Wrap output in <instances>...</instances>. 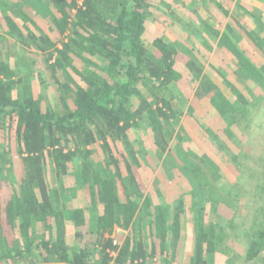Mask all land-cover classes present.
<instances>
[{"label":"trees","instance_id":"obj_1","mask_svg":"<svg viewBox=\"0 0 264 264\" xmlns=\"http://www.w3.org/2000/svg\"><path fill=\"white\" fill-rule=\"evenodd\" d=\"M235 5L239 16L258 21L251 11L240 10V3ZM150 8L149 0H0V31L14 46H29L40 53L48 78H38L55 87L60 104V109L54 108L43 95H36L31 76L0 59V129L15 142L19 168L18 176L11 177L13 162L8 150L0 147V264L20 260L22 264H110L111 251H117L115 264H143L155 255L153 244L148 253L139 238L142 234L138 237L144 215L151 218L149 234L151 241L159 240L161 255H175L182 241L183 199H173L171 207L152 204L143 196L135 172L142 151L135 150L129 139V132L144 123L158 158L165 156L175 163L169 143L182 111L173 107L171 94L166 97L159 89L180 82L181 73L175 68L178 53L161 37L153 39V48L146 47L143 34ZM214 34L218 47L238 64L236 73L264 91V68L233 43L231 27ZM184 66L198 82L192 108L196 103L198 109V100L201 107V98L210 95L213 113L226 122L225 133L232 137L229 128L243 121L246 96L230 86L233 96L226 98L192 58ZM145 85L155 91L151 98L141 90ZM109 138L126 156L114 154ZM192 157L202 164L191 159L173 164L188 178L193 199V245L185 264H206L216 253L228 254L227 225L206 223L202 196L210 167L203 163L211 161L207 155ZM211 165L217 178L219 168L213 161ZM191 175L200 178L197 183ZM223 192L225 197L214 203L221 197L231 204L229 192ZM77 195L82 207L70 205ZM100 205L102 213L92 230L87 216L92 218ZM69 223L76 242L87 235L81 246L67 244ZM115 226L131 230L120 249L110 237ZM244 238L246 260L257 259L264 251V227L250 228ZM160 262L169 264L166 257Z\"/></svg>","mask_w":264,"mask_h":264},{"label":"rangeland","instance_id":"obj_2","mask_svg":"<svg viewBox=\"0 0 264 264\" xmlns=\"http://www.w3.org/2000/svg\"><path fill=\"white\" fill-rule=\"evenodd\" d=\"M149 1L151 8L143 34L146 47L153 48L154 38H163L178 53L175 57V68L180 73L188 72L184 63L187 58H192L202 69V75L210 78L226 98H232L230 86H233L239 89L248 101L241 113L243 121L240 125L230 126L229 131L232 137H228L225 133L227 124L223 119L214 114H209L207 117L201 116V111L205 109L212 111L210 104L205 103L204 108L200 107L201 111L196 110V103L192 108L191 104L194 102L193 96H195L198 82L189 72L186 74L185 81L178 82L176 87L159 89L166 97H170L171 94L173 107L182 111L179 122L175 125L176 134L169 143L171 155L173 158L176 157L175 163L181 165L186 159H191L199 164L200 160L194 159L193 155H207L211 161L203 163L210 167V174L206 176L209 184L204 189L206 193L202 196L206 197L205 221L208 224L227 225L224 243L229 252L214 254L206 264H264V251L257 259L246 260L247 242L244 238V232L249 231L250 228L264 227V91L236 73L238 64L224 49L218 47V37L214 34L215 31L226 32L227 27H231L233 43L255 65L264 68V42H256L264 39V23H261V19L264 21V0ZM237 2L240 3V10L251 11L258 21L255 22L248 15L239 16L236 12L235 3ZM255 23L261 28L257 29ZM0 59L7 62L13 69L19 68L20 71L28 73L33 81L34 93L43 95L54 108L60 109L55 87L48 82L41 83L38 78L39 75L41 78H48L39 52L29 46L24 49L14 46V41L0 31ZM141 90L147 98H151L155 93L150 85L142 86ZM45 102H42L43 107ZM142 125L129 132L133 148L142 151L138 154V159L143 162L144 157H147L148 160L142 163V167H139L141 169L136 168L135 172L137 176L139 172L142 175L143 196L152 204L170 203L172 207L173 199L178 197L183 199L182 242L178 245L174 256L168 254V257L164 255L162 259L166 257L169 264H185L193 245L191 214L193 199L188 178L186 179L173 165L175 163L172 164L165 156L158 158L151 134L148 128L144 127V123ZM108 141L116 156L120 157V154L126 156L124 149H116V143L111 138ZM99 145L100 143L97 144V149ZM0 147L4 149V152L8 150V155L13 162L14 173L11 177L18 176L15 142L8 136L6 130L0 129ZM212 161L219 168L220 176L218 175L217 178L214 176ZM143 169L145 172L141 173ZM47 171V178L51 180L53 176L51 168L49 167ZM191 179L197 183L200 178L191 175ZM225 189L232 199L229 205L225 204L221 198L225 197L223 194ZM219 196H221L220 200L214 203ZM230 222L234 230L229 226ZM114 233H116L115 230L110 235L111 238ZM119 238L122 239L117 235L116 240ZM68 241L74 245L73 240ZM22 262L20 260L19 264ZM152 264H161V262Z\"/></svg>","mask_w":264,"mask_h":264},{"label":"crops","instance_id":"obj_3","mask_svg":"<svg viewBox=\"0 0 264 264\" xmlns=\"http://www.w3.org/2000/svg\"><path fill=\"white\" fill-rule=\"evenodd\" d=\"M188 73V72H187ZM186 72H185V74L184 73H181V80H180V83H182V82H184L185 80V77H186V74H187ZM192 83V82H191ZM191 83H189V85L191 86ZM194 95V94H193ZM192 95V96H193ZM192 98V97H191ZM194 98H195V96H193V101H194ZM199 101L200 100H198L197 102H198V109H197V107H196V110H198V111H201L200 110V107H199ZM201 103H202V105H201V107H205L204 105H205V103H206V105H209L210 103H209V97H203V98H201ZM210 107H211V105H209ZM194 107H195V105H194ZM196 112V111H195ZM212 112V113H211ZM201 116L202 117H204V116H208L209 114H214L213 113V110L212 111H210V110H207V109H205V110H203V111H201ZM215 115V114H214ZM139 160V164H140V167H142V163L144 162H147L148 160H147V157L145 158L144 157V159H143V162H141V159H138ZM139 169H141V168H139ZM142 172H145V170L143 169V170H141V173ZM136 177H137V180H138V182L140 183V185L142 186L143 185V183H142V175L140 174V172H139V174H138V176H137V174H136ZM139 177V178H138ZM67 181H69L70 182V180L67 178L66 179ZM143 187V186H142ZM85 195V194H84ZM86 197V195L84 196V198ZM70 205L72 206V207H82L83 206V202H81V197L79 196V195H77V197L76 198H74L73 199V201H71L70 202ZM143 209L142 208H140V211L142 212V215L144 214L143 212L144 211H142ZM102 213V207H101V205L100 206H98V209H97V212L96 213H94V216L91 218V217H89V216H87V222H88V220H89V228L90 229H94V226H93V224H94V220L96 219V217H97V215L98 214H101ZM150 221H151V218L150 217H148V216H146V215H144V216H142V220H141V225H140V231L138 232V237L140 236L139 234L141 233L142 234V236H140L139 238H141L142 239V242H143V248L146 250V252H150L151 251V246H152V244H153V246H154V248H155V255L151 258V259H148V261H146V263H149V264H152L153 262H155V263H157V262H160V259L162 258V255H161V253H159L160 252V249H159V245H160V243H159V240L158 239H156V238H152V241H151V236H150V234H149V232L150 231H153V225H152V223H150ZM88 228V229H89ZM114 230L116 231V233H114L113 234V240H114V242H116V244H114V242H113V244L114 245H116L117 246V248L118 249H120V247H121V245H122V243L124 242V240L126 239V237H128V236H130V233H131V230L130 229H122V228H120V227H118V226H115L114 227ZM128 230V231H127ZM183 230V229H182ZM120 236L122 239L120 240V238H119V240H116V236ZM181 235H183V233L181 232ZM86 238H87V235L85 236V235H83V239H82V242H80V243H76V240H75V229H74V227L71 225V223H69L68 225H67V229H66V242H67V244L69 245V246H81L82 244H84V242H85V240H86ZM68 240H73L74 241V245H72V244H70V243H72V242H69ZM152 242V243H151ZM182 242V241H181ZM181 242H180V244H181ZM77 244V245H76ZM158 249V250H157ZM116 255H117V251H111L110 252V256L113 258V260L110 262V264H115L114 263V260H115V258H116ZM164 256V255H163ZM161 257V258H160ZM145 263V264H146ZM134 264H136V262H134ZM144 264V263H143Z\"/></svg>","mask_w":264,"mask_h":264},{"label":"built area","instance_id":"obj_4","mask_svg":"<svg viewBox=\"0 0 264 264\" xmlns=\"http://www.w3.org/2000/svg\"><path fill=\"white\" fill-rule=\"evenodd\" d=\"M114 244H116V242H114ZM51 264H58V263H51Z\"/></svg>","mask_w":264,"mask_h":264}]
</instances>
